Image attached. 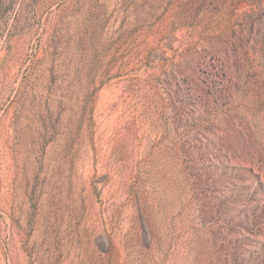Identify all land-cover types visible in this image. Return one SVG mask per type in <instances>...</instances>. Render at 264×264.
<instances>
[{"label":"rangeland","instance_id":"374dc122","mask_svg":"<svg viewBox=\"0 0 264 264\" xmlns=\"http://www.w3.org/2000/svg\"><path fill=\"white\" fill-rule=\"evenodd\" d=\"M0 264H264V0H0Z\"/></svg>","mask_w":264,"mask_h":264},{"label":"bare ground","instance_id":"6f19581e","mask_svg":"<svg viewBox=\"0 0 264 264\" xmlns=\"http://www.w3.org/2000/svg\"><path fill=\"white\" fill-rule=\"evenodd\" d=\"M200 48L199 51L201 53L198 52H191L189 55L186 56V60H185V64L183 65V70H185L187 73L185 74V77L187 79V83L189 85H191L192 89L194 91H197L199 89H202V87H200V84L196 83L195 81L197 80V77L195 76V69L198 67V65L200 64H204L207 60H210V58H212V56H215V59L217 58L216 53L214 54L213 52H211L212 50H210V48L205 45V44H200ZM207 63V62H206ZM217 69V68H216ZM198 74V73H197ZM201 80V79H200ZM186 83V82H185ZM211 86V85H210ZM208 90V89H207ZM205 92V91H204ZM221 93V91H220ZM226 93V92H225ZM201 96V95H200ZM214 97V96H213ZM203 107L207 108V106H211V104L209 103V101H207L206 97H203ZM214 100V99H213ZM214 102V101H213ZM226 106V105H225ZM229 117V116H228ZM230 118V117H229ZM230 124L234 125V120L231 117L230 120ZM207 127H210L209 125ZM233 127V126H232ZM210 131L214 132L212 129H210ZM215 133V132H214ZM237 151H242V149L240 147H237Z\"/></svg>","mask_w":264,"mask_h":264}]
</instances>
